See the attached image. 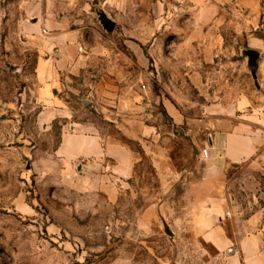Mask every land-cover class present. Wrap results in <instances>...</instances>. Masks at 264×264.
Instances as JSON below:
<instances>
[{"label": "rangeland", "instance_id": "374dc122", "mask_svg": "<svg viewBox=\"0 0 264 264\" xmlns=\"http://www.w3.org/2000/svg\"><path fill=\"white\" fill-rule=\"evenodd\" d=\"M29 1L0 0V264H238L250 236H263L264 251V142L218 173L200 157L210 132L193 136L189 124L219 105L264 107V0H65L88 56L57 89L74 108L56 118L39 96L47 33ZM79 121L112 139L156 128L172 178L158 177L141 146L139 178L69 166L59 145ZM219 198L231 213L217 220L233 240L225 248L196 228V206Z\"/></svg>", "mask_w": 264, "mask_h": 264}, {"label": "crops", "instance_id": "0c3cea01", "mask_svg": "<svg viewBox=\"0 0 264 264\" xmlns=\"http://www.w3.org/2000/svg\"><path fill=\"white\" fill-rule=\"evenodd\" d=\"M71 5L72 2L65 0H33L26 6L27 15L33 18L36 27L47 33L46 45L40 50L36 71L41 85L40 99H50L52 112H49L52 118L66 117L74 108L68 105L69 101H66L67 105L64 99V103L61 101L57 89L63 86L66 72L81 71L87 62L88 53L81 43L83 26H72L64 13V7ZM75 17L77 21L78 16ZM63 104L65 108L60 106ZM189 124L193 136L197 128L210 132L209 157H200L210 162L212 169L218 173H222L229 165L254 157L264 142V107L250 109L243 107L241 102L219 105L213 108L209 119H194ZM155 131L156 128L147 126L132 138L123 136L112 139L114 135H109L110 138L86 121H79L63 132L58 153L69 166H76L82 172L102 167L114 178H139L136 166L142 159L138 149L141 146L150 163L158 169V177L172 178V158L169 152L156 145ZM218 181L219 178H213V182ZM224 209L225 202L219 198L208 204H199L195 212L199 216L196 228L200 236L221 248L233 243L227 230L217 223V220L223 223L227 219ZM211 212L215 214L209 217ZM262 238L250 236L240 239L238 245L243 252V263L238 260V264H264V251L260 249L259 242Z\"/></svg>", "mask_w": 264, "mask_h": 264}, {"label": "water", "instance_id": "95a60500", "mask_svg": "<svg viewBox=\"0 0 264 264\" xmlns=\"http://www.w3.org/2000/svg\"><path fill=\"white\" fill-rule=\"evenodd\" d=\"M100 21L107 31H113L115 27V22L111 18H109L106 13H101ZM246 53L249 57V65L257 64L259 59V52L255 49H249Z\"/></svg>", "mask_w": 264, "mask_h": 264}, {"label": "built area", "instance_id": "2783aa9c", "mask_svg": "<svg viewBox=\"0 0 264 264\" xmlns=\"http://www.w3.org/2000/svg\"><path fill=\"white\" fill-rule=\"evenodd\" d=\"M202 156L205 158L209 157V149L205 148L202 150ZM231 215L230 211L226 210L225 211V216L229 217Z\"/></svg>", "mask_w": 264, "mask_h": 264}]
</instances>
